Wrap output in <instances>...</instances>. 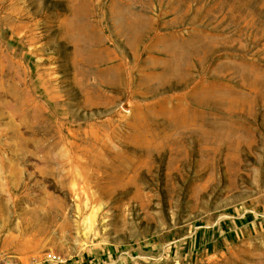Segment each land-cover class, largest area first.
Listing matches in <instances>:
<instances>
[{"label": "rangeland", "instance_id": "374dc122", "mask_svg": "<svg viewBox=\"0 0 264 264\" xmlns=\"http://www.w3.org/2000/svg\"><path fill=\"white\" fill-rule=\"evenodd\" d=\"M47 250L264 264V0H0V252Z\"/></svg>", "mask_w": 264, "mask_h": 264}, {"label": "bare ground", "instance_id": "6f19581e", "mask_svg": "<svg viewBox=\"0 0 264 264\" xmlns=\"http://www.w3.org/2000/svg\"><path fill=\"white\" fill-rule=\"evenodd\" d=\"M80 54H84L86 60L88 62H94L96 58V53L100 51L97 47L93 45H86L80 47ZM124 109H128L127 103H124ZM185 121V119H183ZM209 126V124H208ZM175 126L174 128H176ZM185 130L181 131L179 136H171L169 138L168 145L163 149L161 154L159 155V159L163 161H169V162H175L180 165H184L187 160L183 158L182 153L185 151L187 158L190 160H198L199 159V150L202 145V142H205L206 145V151H210V141L209 140H203L200 135H198L199 138L196 136L190 139V136H186ZM194 136L193 134H191ZM153 158H155L154 155H152ZM126 159L123 160H115L112 162H108L105 169H119L122 172H125L131 168H135L130 164L125 163ZM168 162V163H169Z\"/></svg>", "mask_w": 264, "mask_h": 264}, {"label": "built area", "instance_id": "2783aa9c", "mask_svg": "<svg viewBox=\"0 0 264 264\" xmlns=\"http://www.w3.org/2000/svg\"><path fill=\"white\" fill-rule=\"evenodd\" d=\"M68 257L65 254L55 253L54 251L47 250L41 257L33 256L24 262L17 255H11L7 252H0V264H47L49 262L65 263Z\"/></svg>", "mask_w": 264, "mask_h": 264}]
</instances>
